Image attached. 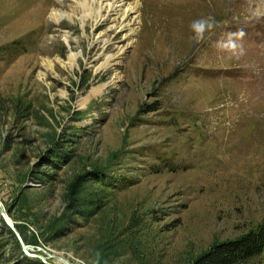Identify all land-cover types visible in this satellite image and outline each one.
<instances>
[{"label":"rangeland","instance_id":"obj_1","mask_svg":"<svg viewBox=\"0 0 264 264\" xmlns=\"http://www.w3.org/2000/svg\"><path fill=\"white\" fill-rule=\"evenodd\" d=\"M187 1L133 0L120 29L108 3L95 28L78 0H0V202L28 246L188 264L264 219V0Z\"/></svg>","mask_w":264,"mask_h":264},{"label":"trees","instance_id":"obj_2","mask_svg":"<svg viewBox=\"0 0 264 264\" xmlns=\"http://www.w3.org/2000/svg\"><path fill=\"white\" fill-rule=\"evenodd\" d=\"M6 226L3 223L1 230ZM7 244L0 232V264H50L25 255L17 247L7 251ZM188 264H264V219L237 237L214 242Z\"/></svg>","mask_w":264,"mask_h":264},{"label":"bare ground","instance_id":"obj_3","mask_svg":"<svg viewBox=\"0 0 264 264\" xmlns=\"http://www.w3.org/2000/svg\"><path fill=\"white\" fill-rule=\"evenodd\" d=\"M78 1L84 9V14L82 15V18H81L82 21L84 22L86 19L92 20V23L95 28H99L103 24V22H105L106 20H110L109 17H105L102 14L103 9L106 8L105 6L106 3L109 4V12H111L114 15H119V17L121 18V22L119 23V26L117 25L118 27H120V29L124 28L127 25L129 27V23L131 22L130 16L132 13H135L136 7L138 5L137 2L133 3V0H113L112 3H109L108 2L109 0H95L97 2L96 7L85 8L86 0H78ZM187 2L190 5V8H189L190 12L191 11L193 12V10L195 12L196 10L202 11V13L207 12L213 15V17L217 19L228 17L231 11L230 8H234V3L232 0H188ZM223 11L224 13H222ZM52 16L53 18L56 19V18L61 17L62 15H59L57 14V12H54L52 13ZM111 20L117 23V20L115 18H112ZM211 28L212 27L207 28L206 33L209 30H211ZM106 34L107 33H103V34L99 33V35L93 39L92 43L96 44L99 42H104L103 45H107L105 48V50L107 51L108 49L111 48L112 44H110L106 40V37H105ZM104 53L99 55L97 58L90 59L88 57L85 61L87 64H90L91 62H94L95 60H98L99 58H103V61L99 65L97 70L105 71V72L110 70L111 65L119 64L121 62V55L123 53H122V48L119 47L118 45H117L116 52L112 54H104ZM76 56L77 54H71L69 56V61L73 63L76 59L75 58ZM116 77H118L117 74H116Z\"/></svg>","mask_w":264,"mask_h":264},{"label":"water","instance_id":"obj_4","mask_svg":"<svg viewBox=\"0 0 264 264\" xmlns=\"http://www.w3.org/2000/svg\"><path fill=\"white\" fill-rule=\"evenodd\" d=\"M0 218L3 220V222L10 228V230L13 232L15 237L17 238L19 245L21 249L23 250V253L29 257L38 258L44 262H46V258H53L58 260V262L50 263V264H69L66 260L61 258L60 256L53 255L46 250L40 248V247H32L25 244L24 240L22 239L20 233L16 230L13 221L11 218L7 215V212L5 211L3 205L0 202ZM34 251H40L42 254L35 253Z\"/></svg>","mask_w":264,"mask_h":264}]
</instances>
